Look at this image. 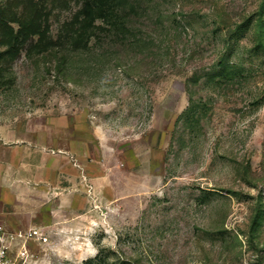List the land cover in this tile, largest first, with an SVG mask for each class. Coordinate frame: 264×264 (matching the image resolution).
Wrapping results in <instances>:
<instances>
[{
	"label": "rangeland",
	"instance_id": "374dc122",
	"mask_svg": "<svg viewBox=\"0 0 264 264\" xmlns=\"http://www.w3.org/2000/svg\"><path fill=\"white\" fill-rule=\"evenodd\" d=\"M13 201L50 236L29 264H264V0H0Z\"/></svg>",
	"mask_w": 264,
	"mask_h": 264
},
{
	"label": "crops",
	"instance_id": "0c3cea01",
	"mask_svg": "<svg viewBox=\"0 0 264 264\" xmlns=\"http://www.w3.org/2000/svg\"><path fill=\"white\" fill-rule=\"evenodd\" d=\"M16 150H17V159H16L17 161L16 160H15V162L11 161L7 166H5V168L7 170H9L8 175H5V176L1 175L3 178L2 180L5 182L7 181V183L11 186L10 190L8 189V192H9V196H12V198L16 197V195H17V194H14L13 191H18L19 189H21L20 187L28 185L27 183H29V178L32 177V175H29V173L26 172L27 166H28L27 162H26V157H29L30 155L34 154V151L29 149L25 145L16 147ZM40 154L42 156V159L45 156H46V158H48V156L51 155L48 153L44 154V155H42V153H40ZM52 156H54V157H51V158H54V159H53L52 164H50L51 167L46 166L45 168H48V169H42L41 168V172H42L41 174H42L43 178H45L46 181H48V178H51V177L53 179H56L57 176L59 177V174L62 172L65 174L68 173V175H71V176L77 175L75 173L77 171L74 169L75 165L73 164V161L72 162L68 161V159H67L68 157H66L65 155L56 154V153L53 154ZM75 168H79L78 165H76ZM28 175L30 177H28ZM57 183H54L53 185L56 186ZM58 188H60V186ZM63 189H67V188L64 187ZM67 198H69V199H66V200L68 202H70L71 205L74 204L75 196L73 194H70ZM12 203L13 204H11V203L8 204V205L11 204L13 209H11V210L9 209L10 215L8 218H5V221L7 224H9L13 229L20 231V232H26V231H22V229L25 227V225L29 226V229L40 227L39 224H41V220H39V219H34V218L27 219V222L29 225L26 224V222L22 221L20 219V215H19L20 213L14 209L15 205H17V201H13ZM17 210H19V209H17ZM69 220L71 222H73V219L70 218ZM73 225L74 224L72 223V225H70V226L72 227ZM64 228L67 229L68 227L65 226ZM53 229L57 230L59 232L66 230V229H61V228H53ZM51 230H52V228H51Z\"/></svg>",
	"mask_w": 264,
	"mask_h": 264
},
{
	"label": "built area",
	"instance_id": "2783aa9c",
	"mask_svg": "<svg viewBox=\"0 0 264 264\" xmlns=\"http://www.w3.org/2000/svg\"><path fill=\"white\" fill-rule=\"evenodd\" d=\"M49 240L46 227L20 232L0 222V264H29L35 257L31 243L44 245Z\"/></svg>",
	"mask_w": 264,
	"mask_h": 264
},
{
	"label": "trees",
	"instance_id": "16d2710c",
	"mask_svg": "<svg viewBox=\"0 0 264 264\" xmlns=\"http://www.w3.org/2000/svg\"><path fill=\"white\" fill-rule=\"evenodd\" d=\"M37 12H36V14H34V16H33V20H34V18L36 19L37 18V15L39 14L38 12H39V10H38V8H37V10H36ZM19 34V33H18ZM17 37H21V34H19V35H17Z\"/></svg>",
	"mask_w": 264,
	"mask_h": 264
}]
</instances>
